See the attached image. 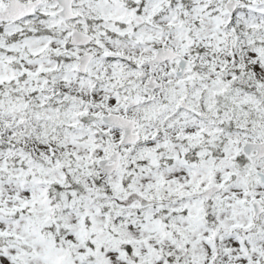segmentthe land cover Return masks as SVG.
<instances>
[{
  "label": "snow or ice",
  "instance_id": "1",
  "mask_svg": "<svg viewBox=\"0 0 264 264\" xmlns=\"http://www.w3.org/2000/svg\"><path fill=\"white\" fill-rule=\"evenodd\" d=\"M0 264H264V0H0Z\"/></svg>",
  "mask_w": 264,
  "mask_h": 264
}]
</instances>
